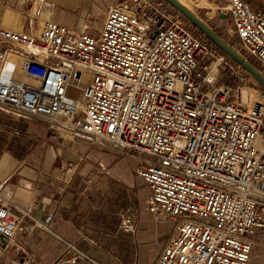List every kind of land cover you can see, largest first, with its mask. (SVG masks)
<instances>
[{"label": "built area", "instance_id": "2783aa9c", "mask_svg": "<svg viewBox=\"0 0 264 264\" xmlns=\"http://www.w3.org/2000/svg\"><path fill=\"white\" fill-rule=\"evenodd\" d=\"M220 11L232 48L264 75V11L247 0ZM0 42L10 46L0 53V112L135 158L150 214L175 224L155 264H250L252 236L264 232V91L244 102L243 89L219 85L235 63L182 14L166 0H124L97 36L47 20L38 32L0 24ZM52 219L38 224L0 199L7 241L49 231ZM122 229L135 231L131 215ZM65 244L67 263L97 264Z\"/></svg>", "mask_w": 264, "mask_h": 264}, {"label": "crops", "instance_id": "0c3cea01", "mask_svg": "<svg viewBox=\"0 0 264 264\" xmlns=\"http://www.w3.org/2000/svg\"><path fill=\"white\" fill-rule=\"evenodd\" d=\"M98 1L0 0V24L37 32L51 20L88 32L89 12ZM258 1L253 8L263 12L264 0ZM119 2H107L100 30L109 9ZM17 78L30 82L20 69ZM136 165L132 156L0 112V199L29 213L38 224L53 216L49 231L35 226L31 234L0 240V264H69L66 241L97 264H155L175 224L150 214V190L137 178ZM125 215L133 217L134 232L122 229ZM25 224L34 222L26 219ZM262 234L252 236L250 264Z\"/></svg>", "mask_w": 264, "mask_h": 264}, {"label": "rangeland", "instance_id": "374dc122", "mask_svg": "<svg viewBox=\"0 0 264 264\" xmlns=\"http://www.w3.org/2000/svg\"><path fill=\"white\" fill-rule=\"evenodd\" d=\"M108 1L110 0H99L96 4L97 8H93L92 12H89V15L91 17L89 18L88 21L91 27L88 28V33H90L93 36H97L100 33V27H101L100 18L104 16L105 11L107 10L106 4ZM118 1L123 2L124 0H118ZM191 1L196 2L197 4H200V5L203 4L202 3L203 0H196V1L191 0ZM247 1L252 6L257 5V4L259 5L258 0H247ZM207 2L211 5V8H200L199 7L200 8L199 9L198 7H195L194 8L195 15H197L201 20H203L206 24H208L219 36H221L222 39L226 41V43L230 44L234 48H237L236 46L237 36L235 34L232 35L230 31L231 30L230 29L231 20L229 19V17H226V16L224 19H221L220 17L221 15H223L220 11V8L222 6H225L226 0H207ZM207 13H209L208 16H207ZM188 23L190 22L188 21ZM43 24L44 23H42V26ZM190 25L192 24L190 23ZM41 28L38 31H40ZM192 29L195 30L196 34L201 39L206 40V36L200 30L194 27ZM4 49H10V46L5 43L3 44L2 42H0V53ZM222 53L225 54L224 52ZM254 63L258 68H260L258 63L256 62ZM219 85L228 86L233 89L241 88L245 91L246 96L250 100L252 99V96H257L258 92L264 91V89L260 86V84L249 73H247L242 67H240L236 63L234 64L233 71L221 69L220 77H219ZM73 92L77 93L76 89H74ZM94 145H99L107 149L108 151L111 150L108 146L104 144L95 143ZM169 226L170 224L166 225L165 227H169ZM256 241H257V245L254 248L253 264H264V247H263L264 246V234L257 237Z\"/></svg>", "mask_w": 264, "mask_h": 264}, {"label": "water", "instance_id": "95a60500", "mask_svg": "<svg viewBox=\"0 0 264 264\" xmlns=\"http://www.w3.org/2000/svg\"><path fill=\"white\" fill-rule=\"evenodd\" d=\"M174 9L182 14L192 25L200 30L217 48L230 57L236 64L249 73L264 89V75L248 60L241 56L228 43L224 41L210 26H208L197 15L182 6L177 0H166ZM225 16L223 15V19ZM0 240L7 242V239L0 236Z\"/></svg>", "mask_w": 264, "mask_h": 264}, {"label": "bare ground", "instance_id": "6f19581e", "mask_svg": "<svg viewBox=\"0 0 264 264\" xmlns=\"http://www.w3.org/2000/svg\"><path fill=\"white\" fill-rule=\"evenodd\" d=\"M182 6H184L185 8H187L188 10H190L192 13H194V8L195 7H200V8H204V7H209L211 8V5L207 2V0H203V4H197L196 2H192L191 0H177ZM196 1V0H195ZM35 2V1H34ZM39 3V2H38ZM195 14V13H194ZM216 73V71H215ZM242 99L244 102H251L252 100L256 99V96H252V99L250 100L246 94L245 91L243 90L242 93Z\"/></svg>", "mask_w": 264, "mask_h": 264}, {"label": "trees", "instance_id": "16d2710c", "mask_svg": "<svg viewBox=\"0 0 264 264\" xmlns=\"http://www.w3.org/2000/svg\"><path fill=\"white\" fill-rule=\"evenodd\" d=\"M194 28H196L194 25H193ZM206 40L210 43H212L207 37H206Z\"/></svg>", "mask_w": 264, "mask_h": 264}, {"label": "flooded vegetation", "instance_id": "af4514ba", "mask_svg": "<svg viewBox=\"0 0 264 264\" xmlns=\"http://www.w3.org/2000/svg\"><path fill=\"white\" fill-rule=\"evenodd\" d=\"M255 66V65H254ZM256 67V66H255ZM257 68V67H256Z\"/></svg>", "mask_w": 264, "mask_h": 264}]
</instances>
